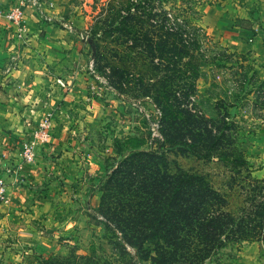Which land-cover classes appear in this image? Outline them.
I'll use <instances>...</instances> for the list:
<instances>
[{
	"label": "trees",
	"instance_id": "1",
	"mask_svg": "<svg viewBox=\"0 0 264 264\" xmlns=\"http://www.w3.org/2000/svg\"><path fill=\"white\" fill-rule=\"evenodd\" d=\"M191 10L183 6L182 15L164 11L152 25L155 39L141 38L152 75L144 72L137 90L160 113L164 151L138 152L109 172L105 197L111 202L101 204H107L106 213L126 233L129 245L140 250L151 242L155 264H204L228 245L264 243V180L251 183L243 207L234 214L203 176L167 168L164 153L172 149L248 168L233 110L246 111L253 101L264 104V80L254 62L212 37L198 23L200 12L195 9L191 19ZM205 78L211 81L207 99L199 90Z\"/></svg>",
	"mask_w": 264,
	"mask_h": 264
},
{
	"label": "rangeland",
	"instance_id": "2",
	"mask_svg": "<svg viewBox=\"0 0 264 264\" xmlns=\"http://www.w3.org/2000/svg\"><path fill=\"white\" fill-rule=\"evenodd\" d=\"M202 1H34V6L45 2V18H51L47 22L57 26L59 30H67L70 41L69 48L62 56L49 60L47 64L51 69L47 73L68 69L70 73L77 72L91 82L87 86L91 99L87 102L96 103L95 108L100 112L101 119L88 130L86 140L90 161H99L100 165L98 175L93 174L99 200L95 204V210L84 214L89 221L86 227L75 233L71 232L64 238L63 242L68 246V250H64L65 254L55 252L54 248L48 251L42 245L33 246L30 241L24 242L28 240L22 237L30 236L25 227L22 230L11 229L0 219V264H155L151 259L155 255L151 242L140 250L129 245L125 240L126 233L106 213L107 204L105 207L101 205L102 202L110 201L105 197V178L133 154L141 151H164L161 147L162 136L158 130L160 113L152 99L140 96L137 90L139 77L144 72H148V77L152 75L149 59L141 53V38L147 34L155 39L152 33L157 29L152 25L159 23L164 11L182 15V7H189L192 9L189 16L194 19L197 6ZM205 2L211 4L213 1ZM143 6L147 8L143 9ZM175 7L180 9L176 11ZM198 23L202 25L200 21ZM217 41L222 42L221 39ZM32 50L31 47L26 53L33 55ZM247 55L255 62L254 55ZM27 60L32 61L30 58ZM222 75L221 72L220 79H223ZM261 77L264 80V76ZM210 86L208 78L199 83L201 96L205 99L209 98ZM262 100L264 101V95ZM233 111L238 116L239 142L245 151L248 168L234 169L218 159L201 160L180 149L168 150L164 154L170 173L183 170L203 176L226 198L228 210L237 214L243 207L251 183L264 180V104L253 101L247 112L245 108ZM86 166L87 172L93 167L90 163ZM39 193L42 192H38V195ZM31 194L36 195L37 192ZM21 196L24 195L19 197ZM252 242L260 245V256L264 264V243L259 241L228 245L218 250L204 264L227 262L241 246ZM33 249H44L49 254L35 252V255L31 253Z\"/></svg>",
	"mask_w": 264,
	"mask_h": 264
},
{
	"label": "crops",
	"instance_id": "3",
	"mask_svg": "<svg viewBox=\"0 0 264 264\" xmlns=\"http://www.w3.org/2000/svg\"><path fill=\"white\" fill-rule=\"evenodd\" d=\"M34 1L0 0V173L7 160L20 161L18 147L49 113L53 137L38 149L37 162L26 168L42 193L14 195L12 202L0 203V219L11 229L25 227L30 236L22 237L28 240L24 242L65 254L64 238L86 227L84 214L95 210L99 200L93 174L98 175L100 165L90 161L86 134L101 115L96 103L87 102L91 82L81 74L68 69L47 73L49 60L62 56L70 41L67 30L47 22L51 18H45V2L34 6ZM212 1L197 6L202 26L230 51L254 55L259 77L264 76V0ZM18 7L23 21H9L7 13ZM31 47L33 55L26 53ZM88 163L93 166L89 172ZM259 248L247 243L221 264H263ZM44 249L31 253L49 254Z\"/></svg>",
	"mask_w": 264,
	"mask_h": 264
},
{
	"label": "built area",
	"instance_id": "4",
	"mask_svg": "<svg viewBox=\"0 0 264 264\" xmlns=\"http://www.w3.org/2000/svg\"><path fill=\"white\" fill-rule=\"evenodd\" d=\"M7 19L14 23H21L24 11L21 7L10 10ZM52 113L47 114L40 125L28 133L27 139L18 147L20 161L7 160L0 173V203H10L13 196L27 193L42 192V188L29 180L26 168L37 162L38 149L50 144L53 137ZM160 126V125H159ZM159 130V129H158ZM158 133L156 132L155 135Z\"/></svg>",
	"mask_w": 264,
	"mask_h": 264
}]
</instances>
